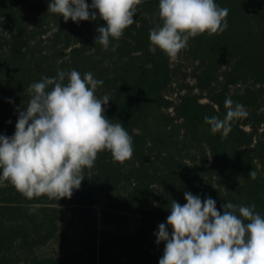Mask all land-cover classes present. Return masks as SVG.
<instances>
[{"label":"trees","instance_id":"1","mask_svg":"<svg viewBox=\"0 0 264 264\" xmlns=\"http://www.w3.org/2000/svg\"><path fill=\"white\" fill-rule=\"evenodd\" d=\"M49 2L0 0V135L14 134L30 84L74 69L103 81L95 94L109 96L105 115L132 136L133 156L98 153L70 199L0 187V264H159L155 233L185 191L221 213L231 202L264 216V0H215L227 29L190 38L176 60L152 50L159 0H143L108 50L95 41L106 26L98 12L65 22ZM227 97L249 114L222 137L204 117L223 119Z\"/></svg>","mask_w":264,"mask_h":264},{"label":"clouds","instance_id":"2","mask_svg":"<svg viewBox=\"0 0 264 264\" xmlns=\"http://www.w3.org/2000/svg\"><path fill=\"white\" fill-rule=\"evenodd\" d=\"M143 0H50L48 11L74 23L97 20L95 41L108 50L110 39L119 41L135 21ZM229 14L215 0H159L162 24L149 31L155 48L171 60L179 58L190 38L223 33ZM147 18V17H146ZM118 44H113L115 51ZM151 68V65H146ZM102 80L91 72L57 70L29 85L26 107L19 112L12 136L0 135V187L10 183L28 199L71 198L81 187L85 169L95 166L98 153L109 151L121 164L133 156V138L122 123L105 115L108 95L96 96ZM226 116H205L210 131L227 137L231 122L248 116L245 106L230 97ZM249 175L254 179L256 173ZM7 182V183H5ZM185 204L172 200L166 223L158 226L156 243L164 242L159 264H264V216L250 206L226 202L217 209L211 197L184 192ZM171 228V233L169 232Z\"/></svg>","mask_w":264,"mask_h":264}]
</instances>
